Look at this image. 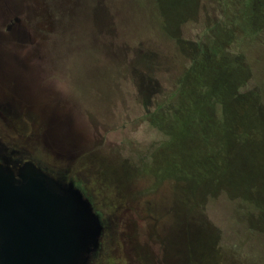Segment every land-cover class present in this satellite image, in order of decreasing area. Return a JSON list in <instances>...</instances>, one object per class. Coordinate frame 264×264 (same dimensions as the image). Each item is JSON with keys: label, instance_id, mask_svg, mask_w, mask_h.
<instances>
[{"label": "rangeland", "instance_id": "1", "mask_svg": "<svg viewBox=\"0 0 264 264\" xmlns=\"http://www.w3.org/2000/svg\"><path fill=\"white\" fill-rule=\"evenodd\" d=\"M145 2L119 0L108 29L97 30V0H0V139L73 177L88 195L105 225L91 264H264V239L222 190L211 197L227 183L228 162L219 160V179L194 177L198 166L180 133L157 131L143 118L137 88L151 87L140 50L166 60L153 61L152 103L166 99L182 70ZM168 4L161 0L157 23L174 27L179 10ZM204 5L208 20L214 11ZM256 40L239 49L262 86L264 39ZM251 173L257 185L259 173ZM199 201L208 219L200 244L191 218Z\"/></svg>", "mask_w": 264, "mask_h": 264}, {"label": "trees", "instance_id": "2", "mask_svg": "<svg viewBox=\"0 0 264 264\" xmlns=\"http://www.w3.org/2000/svg\"><path fill=\"white\" fill-rule=\"evenodd\" d=\"M135 1L148 2L158 33L172 42L182 65L174 89L164 101L152 103L150 95L156 91L152 78L158 71L153 61L162 55L140 50L147 62L151 87L145 92L136 86L144 120L157 131L171 133L176 129L180 133L181 142L188 146V160L198 166L194 177L212 173L211 177L219 179L217 174L223 167L219 160L228 162L227 183L214 188L211 197L221 193L216 189L222 190L227 203L243 214L250 231L264 239V84L254 80V67L245 50L239 49L252 45L258 37L264 39V20L256 21L264 12V0H184L183 8L181 0H168L169 7L179 10L173 18L174 27L163 20L157 23L158 18L164 17L161 0ZM117 3L119 0H97V30L108 29V16H115ZM204 3H209L214 11L208 20L202 16L206 11ZM192 30L191 39L186 38L184 33ZM243 41L250 43L245 45ZM241 150L243 161L234 159ZM244 166L249 167L245 173ZM241 168L242 186L236 181ZM254 171L259 173L257 185L251 173ZM229 175L235 178L229 180ZM196 206L191 216L196 229L191 225L187 229L196 232L193 236L198 243L208 219L202 215V203L199 201Z\"/></svg>", "mask_w": 264, "mask_h": 264}, {"label": "water", "instance_id": "3", "mask_svg": "<svg viewBox=\"0 0 264 264\" xmlns=\"http://www.w3.org/2000/svg\"><path fill=\"white\" fill-rule=\"evenodd\" d=\"M24 153L0 139V150ZM103 222L73 180L32 160L0 162V264H91Z\"/></svg>", "mask_w": 264, "mask_h": 264}, {"label": "flooded vegetation", "instance_id": "4", "mask_svg": "<svg viewBox=\"0 0 264 264\" xmlns=\"http://www.w3.org/2000/svg\"><path fill=\"white\" fill-rule=\"evenodd\" d=\"M12 20L13 21H19L18 17H14ZM9 26L10 25L7 26V29L10 28ZM4 159L7 160L11 166H12V162L21 163L24 160H32L35 164L40 166L47 174H49L55 178H59V179L61 178L64 180H70V179L73 180L75 182V184L83 191V189L79 186V184L75 181V179L73 177L68 176L65 172H58V170H55L53 168H50V167L40 163L39 161L35 160L34 158L29 157L25 152L24 153H13L11 149L4 148V149L0 150V162L3 163ZM83 193L90 200V198L88 197V195L84 191H83ZM90 202L93 206V209L97 212V210L95 209L91 200H90ZM103 227L105 228L104 222H103ZM103 231H104V229H103Z\"/></svg>", "mask_w": 264, "mask_h": 264}]
</instances>
